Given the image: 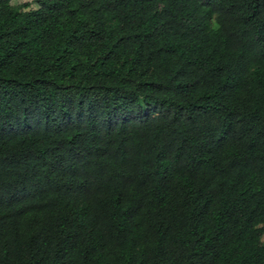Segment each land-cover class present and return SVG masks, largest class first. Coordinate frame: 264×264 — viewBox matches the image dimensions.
I'll use <instances>...</instances> for the list:
<instances>
[{
  "label": "trees",
  "instance_id": "obj_1",
  "mask_svg": "<svg viewBox=\"0 0 264 264\" xmlns=\"http://www.w3.org/2000/svg\"><path fill=\"white\" fill-rule=\"evenodd\" d=\"M0 0V264H264V0Z\"/></svg>",
  "mask_w": 264,
  "mask_h": 264
},
{
  "label": "rangeland",
  "instance_id": "obj_2",
  "mask_svg": "<svg viewBox=\"0 0 264 264\" xmlns=\"http://www.w3.org/2000/svg\"><path fill=\"white\" fill-rule=\"evenodd\" d=\"M11 4L18 5L22 3H29V8H34L35 3H33V0H10Z\"/></svg>",
  "mask_w": 264,
  "mask_h": 264
}]
</instances>
